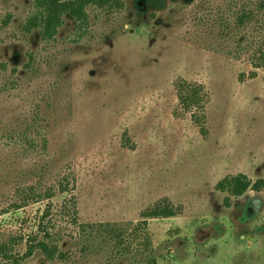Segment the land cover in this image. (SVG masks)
<instances>
[{"label": "rangeland", "instance_id": "1", "mask_svg": "<svg viewBox=\"0 0 264 264\" xmlns=\"http://www.w3.org/2000/svg\"><path fill=\"white\" fill-rule=\"evenodd\" d=\"M116 1L0 0V264H264V0Z\"/></svg>", "mask_w": 264, "mask_h": 264}, {"label": "trees", "instance_id": "2", "mask_svg": "<svg viewBox=\"0 0 264 264\" xmlns=\"http://www.w3.org/2000/svg\"><path fill=\"white\" fill-rule=\"evenodd\" d=\"M35 9V14L27 19V23L24 26L26 32H30L34 29H41L40 35L43 39H52L56 34V31L62 24V17L68 15L75 22L80 25L87 23L88 7H115L118 8L120 3L116 0H32ZM264 7V3L262 4ZM246 19V15L242 14L238 18L239 23H243ZM183 89L179 93V101L185 109H189L193 105L199 103L198 92L194 88H188L182 93ZM264 185L262 180H258L254 184L243 175L235 177H229L223 179L217 187L221 191L228 192L231 196L240 197L245 194L249 189L259 191ZM176 215V211L169 205L164 204L161 207H157L150 214L145 216L146 218H171ZM144 217V218H145ZM40 250L48 257L53 255V251L48 245L41 241L36 242L28 247L27 252L21 258H8L7 254H3V259H9V264H19L24 258H28L32 255L34 250ZM146 264H155L153 260L148 261Z\"/></svg>", "mask_w": 264, "mask_h": 264}]
</instances>
